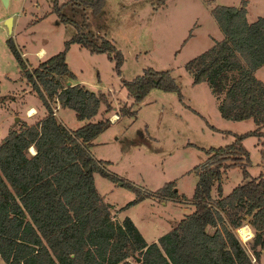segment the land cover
<instances>
[{
	"label": "trees",
	"instance_id": "16d2710c",
	"mask_svg": "<svg viewBox=\"0 0 264 264\" xmlns=\"http://www.w3.org/2000/svg\"><path fill=\"white\" fill-rule=\"evenodd\" d=\"M76 2L100 11L104 0ZM53 10L61 21L73 22L76 31L64 39L61 49L36 65H28L11 34L6 38L46 113L32 122L20 120L18 127L10 128L0 139V256L5 263L256 264L264 251V176L261 172L250 175L225 194L221 180L223 172L235 164L241 165L244 177L249 175V153L242 139L260 133L264 125V80L255 73L264 63V15L249 20L246 0L239 5L215 3L211 7L223 36L184 65L193 82L208 81L219 98L222 116L253 117L257 126L238 133L230 143L205 148V161L193 167L198 174L191 195L194 209L157 239L147 241L129 215L121 219L113 216L111 203L95 186V170L133 186L91 149L94 137L111 122L108 115L93 118L101 103L105 104L101 113L112 109L107 93L80 82H64L75 76L66 60L72 42L91 51H106L114 58L118 73L123 53L111 39L84 29L63 12L58 0L53 1ZM121 83L134 100H141L154 86L176 90L181 96L170 69L147 66L131 78L121 77ZM53 99L73 108L77 118L90 119L70 127L56 116ZM135 113L136 108L123 103L118 114ZM261 151L264 156V148ZM214 181L217 198L211 194ZM174 185V179L167 180L156 192L182 196ZM244 213L250 214L254 227L248 247L234 229L244 225ZM208 226H214L213 230Z\"/></svg>",
	"mask_w": 264,
	"mask_h": 264
},
{
	"label": "rangeland",
	"instance_id": "374dc122",
	"mask_svg": "<svg viewBox=\"0 0 264 264\" xmlns=\"http://www.w3.org/2000/svg\"><path fill=\"white\" fill-rule=\"evenodd\" d=\"M53 1L7 0L5 5L4 0H0V129L9 124L16 126L27 112L26 106L40 104L38 93L27 81L6 38L11 34L22 57L29 66H34L35 50L39 46L45 47L51 55L61 49L64 39L76 31L73 22L59 19L53 10ZM58 3L63 12L84 29L105 35L123 53L118 73L114 58L106 51H91L78 42H72L66 51L69 68L76 73L73 83L103 90L111 101V110L101 113L105 108L101 103L93 118L119 113L123 103L136 108L135 115L118 114L96 135L91 146L97 157L110 160L105 162L110 170L132 182L133 186L120 184L95 170L97 190L118 206L137 198L122 208L126 209L124 214L133 215L142 226L171 220L177 224L195 207L188 195L193 192L197 175L193 167L205 161V148L230 143L238 133L257 126L253 117L232 119L222 116L218 108L219 98L208 81L193 82L191 71L184 65L187 59L208 47L215 37L223 36L211 7L215 3L239 5L241 0H166L162 4L157 0H104L100 11H94L91 5L82 6L76 0H58ZM246 6L250 19L264 15V0H246ZM8 15L13 16L11 29L5 22ZM147 66L170 69L179 84L181 96L176 90L155 86L141 100L128 96L121 77L131 78ZM255 73L264 80V63ZM64 82L68 83L66 79ZM27 85L30 86L28 90L25 89ZM55 102L53 99L52 107L57 108ZM22 105L23 111L19 108ZM57 109L68 125L76 127L81 123L73 108L63 106ZM259 130L260 133H251L242 139L249 153L247 168L251 176L260 172L264 176L261 151L264 148V125ZM249 177H242L240 164L230 166L222 175L224 192ZM170 179L175 180L174 188L180 194L185 193L177 196L179 199L156 192ZM216 185L217 181H214L211 191L214 198L218 197ZM117 211L114 206L112 214L120 218ZM242 223V227L249 225L251 237L242 241L239 228L234 229L248 247L254 233L250 214H243ZM213 228L208 226L209 230ZM255 263L262 264L258 260ZM0 264H6L1 256Z\"/></svg>",
	"mask_w": 264,
	"mask_h": 264
},
{
	"label": "crops",
	"instance_id": "0c3cea01",
	"mask_svg": "<svg viewBox=\"0 0 264 264\" xmlns=\"http://www.w3.org/2000/svg\"><path fill=\"white\" fill-rule=\"evenodd\" d=\"M248 17V16H247ZM256 18V17H255ZM248 19L249 20H252V19H250L249 17H248ZM254 19V18H253ZM12 22H13V19H12ZM216 38V37H215ZM214 39V38H213ZM214 42V40L212 41V43ZM211 43V44H212ZM40 47H42L40 50H38ZM35 55L37 56V59H36V61H35V63L37 64L40 60H42V59H44V58H46L47 56H49L48 55V51H46V49H45V47H43L42 45L41 46H39L36 50H35ZM35 65V64H34ZM74 74H76L75 72H74ZM72 80V83H73V80H74V78L73 77H69V78H67L66 79V82H70ZM26 90H28V89H30V86L29 85H27L26 86V88H25ZM39 105H33V104H29L28 106H26L25 107V109L27 108V112L24 114V116L22 117V119L23 120H26L27 122H32V121H34L35 119H37V118H40L41 116H43L45 113H46V107H45V105H44V103L42 102V100H41V98L39 97ZM11 100H14L15 101V99H11ZM10 102V101H9ZM56 103V102H55ZM22 104H23V102H22ZM57 108H59V107H62L63 108V106L62 105H60V103H59V101H57ZM20 108V110L21 111H23V105L22 106H20L19 107ZM56 108V112H55V114H56V116L58 117H60L63 121H64V119H63V117L58 113V109ZM31 110H33V112H31ZM75 111V110H74ZM12 113H13V111H11ZM14 114V113H13ZM15 115V114H14ZM17 115V114H16ZM16 119L15 120H17L18 119V117H15ZM80 119V124H78V125H81L83 122H85V121H87V120H89L90 118H87V117H85V118H79ZM17 122V121H16ZM67 124V123H66ZM68 125V124H67ZM77 125V126H78ZM19 126V123H17V125L16 126H12L11 124H9V125H7V126H5L4 127V129H0V139L8 132V130L10 129V128H12V127H18ZM70 126V125H69ZM76 126V127H77ZM70 127H72V126H70ZM74 128V127H73ZM96 137V136H95ZM95 137H94V139H95ZM94 139H93V143H94ZM93 143L91 144V146L93 145ZM33 146V145H32ZM29 149H30V147H29ZM35 150V148H34V146L30 149V151L31 152H33ZM106 160H108V161H110L109 159H106ZM105 165H107V163L105 164ZM249 170V169H248ZM196 174H197V172H196ZM248 176H250V171H249V175ZM242 177H244L243 176V173H242ZM197 178H198V174L196 175V180H197ZM94 179H95V175H94ZM196 180H195V182H196ZM245 180V179H244ZM243 180V181H244ZM223 184V183H222ZM195 185V184H194ZM223 188V187H222ZM194 189V188H193ZM231 190V189H230ZM229 190V191H230ZM211 191H212V189H211ZM179 192V191H178ZM228 192V191H227ZM227 192H224V188H223V194H225V193H227ZM102 195H103V197L105 198V200H107V201H109L110 203H111V210L113 211V207L114 206H117V208H118V215H119V219H121L124 215H129L132 219H133V221L136 223V225L138 226V228L140 229V231L142 232V234L144 235V237H145V239L147 240V241H151V240H155V239H157L158 238V236L160 235V234H162V233H164V232H166V231H168L169 229H171V227L173 226L172 225V223H174V221H169V222H162V221H160V222H151L150 223V226L148 227V224H146V226H142L141 225V223L133 216V215H131V214H124L123 212L126 210V209H124L126 206H128L129 204H131V203H129L128 201L126 202V203H124V204H121L120 206H118V205H115L112 201H110V200H108L106 197H105V195L102 193V192H100ZM180 193V192H179ZM212 193V192H211ZM185 193H183V192H181V195H184ZM192 195V194H191ZM191 195H188V196H191ZM173 198H180V197H173ZM134 199V201L137 199V198H133ZM130 200H132V199H130ZM133 201V202H134ZM190 201H191V203H193V201H192V198L190 199ZM194 204V203H193ZM190 205H192V204H190ZM194 206H195V204H194ZM122 207H124V208H122ZM122 208V209H121ZM194 209V208H193ZM192 209V210H193ZM192 210H189L188 212H190V211H192ZM188 212H186V213H188ZM175 224V223H174ZM146 232H148L150 235H148V233H146ZM264 251H262V253H261V255H260V257H259V259H258V261L260 262L261 261V263L262 264H264ZM263 260V261H262Z\"/></svg>",
	"mask_w": 264,
	"mask_h": 264
},
{
	"label": "bare ground",
	"instance_id": "6f19581e",
	"mask_svg": "<svg viewBox=\"0 0 264 264\" xmlns=\"http://www.w3.org/2000/svg\"><path fill=\"white\" fill-rule=\"evenodd\" d=\"M31 112H33V110H31ZM238 230V229H237ZM239 234H241L244 238L249 237L252 233L251 230H249L248 227H242L241 229L239 228ZM240 235V236H241ZM241 236V237H242Z\"/></svg>",
	"mask_w": 264,
	"mask_h": 264
},
{
	"label": "built area",
	"instance_id": "2783aa9c",
	"mask_svg": "<svg viewBox=\"0 0 264 264\" xmlns=\"http://www.w3.org/2000/svg\"><path fill=\"white\" fill-rule=\"evenodd\" d=\"M53 109H54V112H56V108L55 107H53ZM116 117H118V113L117 112H113L112 114H110V119L111 120H114ZM248 227H249V225H247ZM252 236V234L249 236V237H251ZM241 237V236H240ZM249 237H247V238H243V237H241L243 240L242 241H245L246 239H248ZM251 258H252V260H255V256L253 255V253H251Z\"/></svg>",
	"mask_w": 264,
	"mask_h": 264
},
{
	"label": "water",
	"instance_id": "95a60500",
	"mask_svg": "<svg viewBox=\"0 0 264 264\" xmlns=\"http://www.w3.org/2000/svg\"><path fill=\"white\" fill-rule=\"evenodd\" d=\"M4 4L7 5V0H4ZM12 19H13V16L12 15H8L6 17V19H5V22H6V24H7V26H8L9 29L12 28ZM68 83H70V82L68 81ZM16 117H18V115H16ZM119 183L121 184V181L120 180H119Z\"/></svg>",
	"mask_w": 264,
	"mask_h": 264
}]
</instances>
